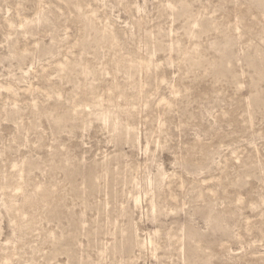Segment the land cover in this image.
Wrapping results in <instances>:
<instances>
[{
	"label": "rangeland",
	"instance_id": "obj_1",
	"mask_svg": "<svg viewBox=\"0 0 264 264\" xmlns=\"http://www.w3.org/2000/svg\"><path fill=\"white\" fill-rule=\"evenodd\" d=\"M260 1L0 0V264H264Z\"/></svg>",
	"mask_w": 264,
	"mask_h": 264
},
{
	"label": "bare ground",
	"instance_id": "obj_2",
	"mask_svg": "<svg viewBox=\"0 0 264 264\" xmlns=\"http://www.w3.org/2000/svg\"><path fill=\"white\" fill-rule=\"evenodd\" d=\"M259 1H260V0H259ZM259 1L256 0V2H259ZM261 1H262V0H261ZM261 1H260V2H261ZM262 2H264V1H262ZM262 2H261V4H262ZM258 4H260V3H258ZM262 5H263V4H262ZM260 6H261V5H260ZM263 7H264V6H263ZM104 118H105V117H104Z\"/></svg>",
	"mask_w": 264,
	"mask_h": 264
}]
</instances>
